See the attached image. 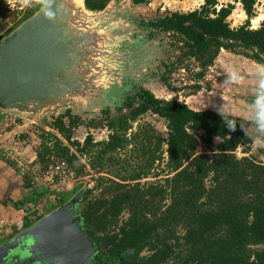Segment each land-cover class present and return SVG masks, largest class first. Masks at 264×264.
Returning <instances> with one entry per match:
<instances>
[{
	"label": "trees",
	"instance_id": "obj_1",
	"mask_svg": "<svg viewBox=\"0 0 264 264\" xmlns=\"http://www.w3.org/2000/svg\"><path fill=\"white\" fill-rule=\"evenodd\" d=\"M110 2L85 0L95 12ZM257 2L240 0L247 20L237 28L228 22L234 6L218 9L219 0H204L194 12L169 13L156 25L179 52L166 73L187 72L190 96L212 90L207 77L223 51L264 69V22L251 27ZM44 3L37 0L16 28ZM103 115L89 128L107 130L106 140L91 134L83 144L74 140L81 120L67 112L48 125L50 131L41 130L35 150L42 170L64 163L58 177L94 182L77 207L98 264H264V149L253 154L254 140L241 118L196 111L142 88L115 114ZM146 115L163 120L166 133L143 122ZM80 191L56 193L54 210ZM38 197L21 204L29 213L25 229L45 216L37 210Z\"/></svg>",
	"mask_w": 264,
	"mask_h": 264
},
{
	"label": "water",
	"instance_id": "obj_2",
	"mask_svg": "<svg viewBox=\"0 0 264 264\" xmlns=\"http://www.w3.org/2000/svg\"><path fill=\"white\" fill-rule=\"evenodd\" d=\"M114 3L95 12L85 0H45L2 38L0 111L42 126L67 112L99 114L116 103L115 95L122 93L116 84L119 68L132 69L137 62L132 55L138 52L128 39L121 40L120 28L108 24ZM83 194L0 245V264L19 259L26 264H95L93 242L80 227L77 205Z\"/></svg>",
	"mask_w": 264,
	"mask_h": 264
},
{
	"label": "rangeland",
	"instance_id": "obj_3",
	"mask_svg": "<svg viewBox=\"0 0 264 264\" xmlns=\"http://www.w3.org/2000/svg\"><path fill=\"white\" fill-rule=\"evenodd\" d=\"M1 1L0 8H3L4 12L10 14L13 20L5 29L6 31L4 30L0 34V38L6 32L16 29L19 21H21L37 0ZM203 5L204 0H152L149 4L136 7L131 5L128 0H115L111 8L112 12L109 15L111 20H108V24L120 28L123 35L121 40L127 42L126 39H128L129 42L127 43H130L132 45L131 48L138 53L135 54L137 56L132 55V60H137L136 64L134 62L132 69L119 68L120 77L117 78L116 84L122 87L120 89L122 93L119 92L118 95H115L114 98L118 99L117 102L109 104L106 109H110L115 114V110L124 103L127 97L134 95L137 89L145 88L158 99L172 100L177 98L196 111H213L223 116L232 115L241 117L247 123L246 126L252 128V124H254L253 118L264 107L262 105L264 104V69L252 61L229 52H221L214 68H212L207 77L212 82V90L209 92L203 90L192 96H190L191 88L189 86L191 82L188 80L190 75L187 72L177 70V72L169 77L170 82L168 85L177 89V92H171V88L161 81V75L166 71L164 64L177 60L179 52L171 46L169 41L171 39L167 36L159 35L154 39L150 38L148 30L142 27L141 22L159 18L166 13L194 12L200 10ZM229 5L234 6L233 13L228 18L231 27L237 28L243 25L247 20V16L242 9L240 0H219L218 9ZM257 18H261V20L256 22ZM262 22H264V0H258L256 18L255 21L253 19L251 22V27L257 29ZM102 111H99V114L97 112L84 111L80 113L82 116L77 115L74 117H78L84 120V122L90 119H102L104 117L101 113ZM0 114L3 115V119L0 122L10 124L9 126L2 124L1 126L4 130L12 128L10 135L3 133L0 137V150L7 151V153L11 152L13 156H18L19 159H22L27 170L21 172L18 167V171L21 174L25 173L34 183L40 195L37 198L39 200L37 204L41 205L39 210L40 215L49 214L54 210L56 206V193L68 192L77 186L81 187V191L93 187L94 182L91 181V177L80 180L58 176H54L53 180L46 178L44 176L45 171L35 164V159H33L35 156L33 154H35L36 147L40 144L39 135L41 130L50 131L48 124L44 123L42 126H38L21 119H19L21 122H17L18 118L16 117L2 111H0ZM65 119L67 120V118ZM143 122L153 124L161 133L165 134L167 131L165 122L155 116L146 115L143 118ZM86 134H91L97 142L104 141L108 137V132L105 129L94 130L89 128V126L88 128L81 126L74 132L73 139L79 141ZM259 135L261 134H257L253 138L254 155H258L259 148L264 149V143L259 138ZM218 144L219 140H216L215 146ZM238 156H243L241 151L238 152ZM5 158L8 162L17 165L11 157L5 156Z\"/></svg>",
	"mask_w": 264,
	"mask_h": 264
},
{
	"label": "crops",
	"instance_id": "obj_4",
	"mask_svg": "<svg viewBox=\"0 0 264 264\" xmlns=\"http://www.w3.org/2000/svg\"><path fill=\"white\" fill-rule=\"evenodd\" d=\"M1 4L2 1L0 0V5ZM12 20L13 18L10 14L4 12L3 8H0V34L12 23ZM262 105L264 106V104ZM2 119L3 115L0 114V121ZM253 122L252 128H248L246 126L247 123L243 120L244 132L252 139L255 135L261 134L259 138L264 143V107L256 113ZM2 124H4V126L10 125L0 122V137L3 133L5 135H10L12 128L4 130L1 126ZM258 131L259 133H257ZM5 153H7V151L0 150V245L6 243L12 236L25 229V216L29 215V213H24L22 211L23 205L21 204L34 196H39L31 179L25 174H21L15 164L8 162L5 158ZM35 154L33 155L35 156ZM33 159H36V156L33 157ZM40 207L41 205H38L37 210H40Z\"/></svg>",
	"mask_w": 264,
	"mask_h": 264
},
{
	"label": "flooded vegetation",
	"instance_id": "obj_5",
	"mask_svg": "<svg viewBox=\"0 0 264 264\" xmlns=\"http://www.w3.org/2000/svg\"><path fill=\"white\" fill-rule=\"evenodd\" d=\"M169 14H164L163 16H161V17H159V18H155V19H152V20H150V21H142L141 22V25H142V27L143 28H145L146 30H148V36L150 37V38H155V37H157V36H159V35H163V36H167L168 38H170V35L168 34V33H165L163 30H162V28H160V27H158V26H156L161 20H163L164 18H166V16H168ZM166 37V38H167ZM148 38V37H147ZM168 38H167V40H168ZM170 41V43H171V40H169ZM169 47V49H171V47L170 46H168ZM172 62H168L167 64H164V68H166V66H169L170 64H171ZM170 76H172V75H168L167 73H166V71H165V73L164 74H162L161 75V81L164 83V84H166L167 86H169L168 84H169V82H170V79H169V77ZM166 78V80L167 81H165L164 79ZM167 82V83H166ZM170 88H171V92H176L175 91V88H173V87H171L170 86ZM137 91H138V89H137ZM136 91V92H137ZM133 96V95H132ZM132 96H129V97H132ZM129 97H127V98H129ZM127 98L125 99V101H124V103L126 102V100H127ZM172 99V98H171ZM160 100H162V99H160ZM164 100V99H163ZM166 101H169V99L167 100L166 99ZM124 103L122 104V105H124ZM119 108V107H118ZM117 108V109H118ZM116 109V110H117ZM116 110H115V112H116ZM107 111H110V109H106V110H103L101 113L102 114H104L105 112H107ZM111 112V111H110ZM112 113V112H111ZM113 114V113H112ZM97 119H101V118H96V119H94V120H92V119H90L89 121H87V122H84V120H82V119H80L81 120V124L79 125V127L78 128H80L81 126H85V127H87L88 128V126H89V124L92 122V121H95V120H97ZM64 122H66V123H68V118H67V120L64 118ZM54 123V122H53ZM77 129H75L74 130V132L76 131ZM89 134H86V136H84L81 140H79L82 144L85 142V140L87 139V136H88ZM79 205V204H78ZM77 209H78V212H79V208L77 207ZM77 216V215H76ZM91 240V239H90ZM4 244V243H3ZM3 244H1V245H3ZM94 245V244H93ZM93 261L95 262V264H98L96 261H95V254H94V256H93ZM15 264L16 263H18V264H26V262L25 261H23V260H21V259H19V260H17V262L15 261L14 262ZM12 264V263H11Z\"/></svg>",
	"mask_w": 264,
	"mask_h": 264
},
{
	"label": "built area",
	"instance_id": "obj_6",
	"mask_svg": "<svg viewBox=\"0 0 264 264\" xmlns=\"http://www.w3.org/2000/svg\"><path fill=\"white\" fill-rule=\"evenodd\" d=\"M6 157H11L12 160H14L16 162L17 168H20L21 172H25L27 170V168L25 167V165L22 162V159L18 156H13V153L9 152L7 154H5ZM65 171V164L64 163H58V164H51L48 169L44 172V176L48 179L53 180L54 176H59V175H63ZM25 174V173H24Z\"/></svg>",
	"mask_w": 264,
	"mask_h": 264
},
{
	"label": "bare ground",
	"instance_id": "obj_7",
	"mask_svg": "<svg viewBox=\"0 0 264 264\" xmlns=\"http://www.w3.org/2000/svg\"><path fill=\"white\" fill-rule=\"evenodd\" d=\"M260 20H261V18H257L256 22H257V21H260ZM254 21H255V19H254Z\"/></svg>",
	"mask_w": 264,
	"mask_h": 264
},
{
	"label": "clouds",
	"instance_id": "obj_8",
	"mask_svg": "<svg viewBox=\"0 0 264 264\" xmlns=\"http://www.w3.org/2000/svg\"><path fill=\"white\" fill-rule=\"evenodd\" d=\"M48 15L50 16V13ZM233 78H235V77H233Z\"/></svg>",
	"mask_w": 264,
	"mask_h": 264
}]
</instances>
